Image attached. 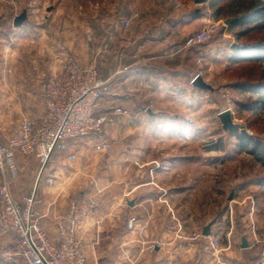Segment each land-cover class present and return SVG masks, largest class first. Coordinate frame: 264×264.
I'll return each instance as SVG.
<instances>
[{
  "label": "crops",
  "instance_id": "0c3cea01",
  "mask_svg": "<svg viewBox=\"0 0 264 264\" xmlns=\"http://www.w3.org/2000/svg\"><path fill=\"white\" fill-rule=\"evenodd\" d=\"M210 1L202 12L203 7L196 6L203 4L194 0L170 2L169 10L156 1L81 0L79 10L64 14L58 24L60 6L66 2L45 0L46 23L32 28L31 20L29 29L36 37L30 34L28 39L36 49L47 43L49 52L40 66L37 56L29 62L14 59L9 46L24 44L22 34L28 27L13 23V30L7 31V16L0 14V131L5 136L17 130L23 116L43 114L42 81L61 69L67 54L83 64L96 61L102 77L112 78L104 109L120 106L133 119L131 126L117 127L119 115L102 135L68 140L41 179L40 158L16 153L14 197L23 206V197L37 190L35 208L52 237L73 199L94 205L78 232L92 264H207L210 250L203 230L210 223L212 236L223 244L231 239L224 253L231 264H264L260 198L255 194L238 201L248 206L242 221L234 219L232 206L230 218L228 212L215 218L214 157L209 160L215 148L200 152V141L186 138L197 131L186 116L199 103L193 80L200 55L186 40L204 25ZM3 3L0 0V7ZM124 18L131 20L128 29L121 27ZM103 139L110 148L96 149ZM71 153L77 155L75 161L69 159ZM252 184L259 191L264 188L259 178ZM130 218L135 219L133 229L127 227ZM16 240L0 223V264H24L20 257L5 254Z\"/></svg>",
  "mask_w": 264,
  "mask_h": 264
},
{
  "label": "built area",
  "instance_id": "2783aa9c",
  "mask_svg": "<svg viewBox=\"0 0 264 264\" xmlns=\"http://www.w3.org/2000/svg\"><path fill=\"white\" fill-rule=\"evenodd\" d=\"M130 26V19H122V28L128 29ZM221 28V21H215L208 14L204 25L188 36L186 45L191 47L205 44ZM41 85L43 114L38 118L24 117L10 136L0 131V223L17 237L14 246L6 250L5 254L20 257L24 264H92L78 232L80 223L94 205L80 198L73 199L69 211L59 217L57 234L52 237L35 208L37 190L23 197V206L14 197L11 181L18 171L16 153L40 158L41 179L50 159L56 152L68 147V140L102 135L116 121L117 116L125 114L126 110L120 106L104 109L112 78L102 77L96 61L83 64L67 55L61 69L45 78ZM110 146V142L103 139L96 145V149L106 150ZM76 158L75 153L69 155L71 161ZM48 181L52 183L53 179L48 178ZM134 224L135 219L130 218L128 229H133ZM206 237L210 250L207 264H231L224 254L232 246L231 239L228 237L227 243L223 244L217 236Z\"/></svg>",
  "mask_w": 264,
  "mask_h": 264
},
{
  "label": "rangeland",
  "instance_id": "374dc122",
  "mask_svg": "<svg viewBox=\"0 0 264 264\" xmlns=\"http://www.w3.org/2000/svg\"><path fill=\"white\" fill-rule=\"evenodd\" d=\"M3 1L5 4H1L0 14L7 16V19L4 20L5 25L3 27L7 31L13 30V18L16 15L22 13L23 10L28 11V19L25 21V25L28 29L22 34V38L27 39L23 40L24 44L18 45V49H16L14 45L9 46L15 50V54L13 55L14 59L21 61L28 60L29 62L30 59L35 61L37 56L38 66H40L46 60L47 52H49L48 46L46 43L44 46H39V48L36 49L35 45L28 40L30 34L36 37V33L32 32L29 28L33 26L32 24H34L32 28H35V23L38 22L46 23L44 15L48 14L47 3L45 0H39L40 2L36 0ZM79 1L81 0H64L66 4H62V7L60 6L57 16L58 19L55 20V22L60 24L61 20H59V18H62L64 14L70 13L72 15L74 14L73 12H77L76 10H79ZM138 1L143 4L156 1L164 10H169L170 2L181 1L187 4L190 0ZM211 2L212 0L210 3ZM57 7L58 6L55 8ZM196 7H203L202 12H205L207 4L197 5ZM83 12H85V8ZM206 13L211 15L215 21H221L222 28L213 35L210 41L197 46L200 55L197 57L196 74L202 76L206 82L213 86L214 90H201L197 88L196 91L198 93L199 103L195 102L196 105L192 107V113L190 112L188 116H186L188 120L190 119L193 129L197 131L195 133H187L186 138L191 135L192 138L199 140L200 152H206L207 149L215 148L214 152L210 153L209 156V160L214 157L215 162V194L213 197L215 198V218H220V216L227 212L230 218L229 214L231 209L234 208V219L237 222L242 221L244 213L248 210V206L246 204H240L238 201H241L242 198L252 197L255 194H257L261 200V207L258 208L264 217V188L262 187L259 191V188H256L255 184L250 185V182L255 178H259L264 182V165L248 151H242L240 139V135L242 134L241 130L245 129L247 134L242 135L251 136L254 139L264 142V107L261 106L259 101L260 94L254 92L251 86H239V83L254 84L264 80V78L261 79V76L264 75V62L261 64L258 63L259 65H257L254 61H236L233 59L235 57L233 47L246 44L248 41L253 42L256 37V39H260L264 36V34H262L264 32L253 34L249 37L238 38L237 33L244 30L245 27L237 25L235 19L231 17V15L227 17H218L215 15L213 9H210V11ZM78 15L80 14L76 13L74 17L77 19ZM229 18H232L233 21L226 24L225 20ZM71 21L73 23L74 20ZM77 25H79L78 22ZM200 28L201 26L198 29ZM84 35L87 40L90 38L86 33ZM56 38V42H59L60 38L58 36ZM7 42H11V37L7 38ZM55 47L58 46L56 45ZM200 58L202 59L201 62H199ZM39 60L43 61L40 65ZM36 69L38 70L39 68ZM225 109H230L232 111L234 122L237 124V128L234 130H225L223 128L219 113ZM126 113L118 117L119 125L116 121L108 127H113L115 123H117V127L131 126L133 119L132 117H127ZM24 117L26 116H23L22 119ZM179 124H181V122H179ZM231 206L233 208H231ZM223 238L225 239V237Z\"/></svg>",
  "mask_w": 264,
  "mask_h": 264
},
{
  "label": "trees",
  "instance_id": "16d2710c",
  "mask_svg": "<svg viewBox=\"0 0 264 264\" xmlns=\"http://www.w3.org/2000/svg\"><path fill=\"white\" fill-rule=\"evenodd\" d=\"M210 7L215 11L216 16L227 17L231 15L237 25L245 27L244 30L237 33L238 38L264 32V0H212ZM256 38L253 42L248 41L246 44L233 47L235 52L233 59L236 61H254L257 65L264 62V36L260 39ZM262 78L264 75L261 76ZM240 84L239 86L242 87L249 85L254 92H258L260 94L259 101L264 107V80L254 84ZM240 139L242 151H248L264 165V142L242 134Z\"/></svg>",
  "mask_w": 264,
  "mask_h": 264
},
{
  "label": "water",
  "instance_id": "95a60500",
  "mask_svg": "<svg viewBox=\"0 0 264 264\" xmlns=\"http://www.w3.org/2000/svg\"><path fill=\"white\" fill-rule=\"evenodd\" d=\"M208 0H194V2L196 4H204L206 3ZM201 9L198 8L197 9V12H199ZM28 19V11L27 10H23L22 13L18 14L15 16L14 18V26L15 27H21L23 26V24L25 23V21ZM233 21L232 18H229L227 20H225V23L226 24H229ZM193 84L200 88V89H204V90H214L213 86L211 84H209L208 82L205 81V79L198 75L194 78L193 80ZM219 118L220 120L222 121L223 123V128L225 130H234L237 128V124L234 122V119H233V114H232V111L230 109H225L223 111H221L219 113ZM242 134H247V131L245 129H242L241 130ZM211 225L212 223H210L209 225H207L204 230H203V235L204 236H209L211 235ZM247 245V240L246 238L244 237L243 238V246H246Z\"/></svg>",
  "mask_w": 264,
  "mask_h": 264
}]
</instances>
